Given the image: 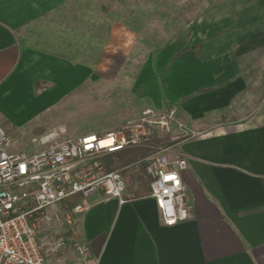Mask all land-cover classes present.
<instances>
[{"label":"crops","instance_id":"1","mask_svg":"<svg viewBox=\"0 0 264 264\" xmlns=\"http://www.w3.org/2000/svg\"><path fill=\"white\" fill-rule=\"evenodd\" d=\"M69 1L0 0V127L13 153L30 155L13 151L20 140L9 125L25 130L13 110L58 93L67 99L89 76L21 41ZM138 88L140 116L175 108L202 134L171 143L169 153L188 161L182 177L193 219L168 228L149 195L127 193L124 205L96 196L79 222L91 258L68 246L62 264H264V0H212L147 61Z\"/></svg>","mask_w":264,"mask_h":264},{"label":"built area","instance_id":"2","mask_svg":"<svg viewBox=\"0 0 264 264\" xmlns=\"http://www.w3.org/2000/svg\"><path fill=\"white\" fill-rule=\"evenodd\" d=\"M201 135L177 119L175 108H147L139 120L104 135L58 143L56 134L34 139L44 150L26 155L10 151V135L0 127V264H47L68 246L89 261L91 248L80 239L79 222L98 202L96 196L126 203L127 178L121 171L107 172L105 161L128 150L147 152L133 166H146L149 197L163 225L191 221L182 177L189 164L185 158H170V144ZM59 227L66 232H58Z\"/></svg>","mask_w":264,"mask_h":264},{"label":"rangeland","instance_id":"3","mask_svg":"<svg viewBox=\"0 0 264 264\" xmlns=\"http://www.w3.org/2000/svg\"><path fill=\"white\" fill-rule=\"evenodd\" d=\"M211 1L70 0L55 16L27 28L21 35L25 47L67 59L89 76L67 99L59 100L58 93L36 107L15 108L10 116L25 130L9 125L20 140L13 151L32 155L44 150L34 139L56 134L58 143L104 135L138 120L143 106L138 86L147 61ZM67 254L50 262L62 264Z\"/></svg>","mask_w":264,"mask_h":264},{"label":"trees","instance_id":"4","mask_svg":"<svg viewBox=\"0 0 264 264\" xmlns=\"http://www.w3.org/2000/svg\"><path fill=\"white\" fill-rule=\"evenodd\" d=\"M146 154L142 149L128 150L105 161L107 172L121 171L128 179V193L136 199L145 198L150 194V179L146 174V166H133Z\"/></svg>","mask_w":264,"mask_h":264}]
</instances>
